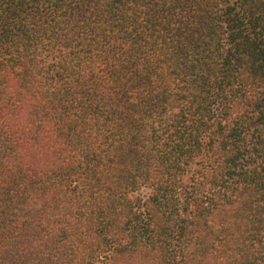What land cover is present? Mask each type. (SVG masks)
<instances>
[{
  "label": "trees",
  "instance_id": "1",
  "mask_svg": "<svg viewBox=\"0 0 264 264\" xmlns=\"http://www.w3.org/2000/svg\"><path fill=\"white\" fill-rule=\"evenodd\" d=\"M0 264H264V0H0Z\"/></svg>",
  "mask_w": 264,
  "mask_h": 264
}]
</instances>
